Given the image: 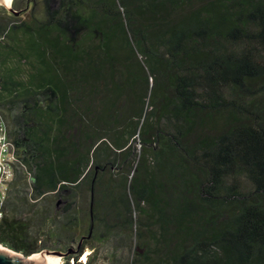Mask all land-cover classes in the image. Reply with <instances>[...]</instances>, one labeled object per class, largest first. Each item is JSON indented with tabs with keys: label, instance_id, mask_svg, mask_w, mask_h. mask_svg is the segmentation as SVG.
Returning <instances> with one entry per match:
<instances>
[{
	"label": "trees",
	"instance_id": "trees-1",
	"mask_svg": "<svg viewBox=\"0 0 264 264\" xmlns=\"http://www.w3.org/2000/svg\"><path fill=\"white\" fill-rule=\"evenodd\" d=\"M27 4L29 21L0 7V102L20 109L1 244L67 264H264V0ZM14 56L36 60L26 81Z\"/></svg>",
	"mask_w": 264,
	"mask_h": 264
},
{
	"label": "rangeland",
	"instance_id": "rangeland-1",
	"mask_svg": "<svg viewBox=\"0 0 264 264\" xmlns=\"http://www.w3.org/2000/svg\"><path fill=\"white\" fill-rule=\"evenodd\" d=\"M13 2H14V0H12V8L14 9ZM42 5H43L42 3H39L38 4L39 7L37 8V14L40 17H41L40 10L42 9ZM2 7L6 8L5 6H2ZM31 8H32V4L29 6L28 9L31 11L32 10ZM29 10H28V12H25L21 16H19L18 19H20L22 21H29V19H30V16L28 14ZM5 41L6 42L9 41V39L6 38ZM17 62H19V57H16V56L12 57L11 61H10V67L15 68V69L19 68L20 69L19 72L21 73L19 76L20 77L19 79L26 81L27 76L31 73V70L33 68L30 63L34 64V62H35V64H36V60L34 59V57H29L28 60H22L19 63H17ZM4 71H6V70H4ZM0 74H2V70H0ZM19 112H20V109L18 108V106L12 105V107H10L4 101L0 102V133H1V138L3 139L0 142V165L2 167V171L0 173V194H1L0 202L5 200L6 195H7V191H8L7 182L12 178V167H13L12 163L15 162V158H14V150L11 146V139L9 137V134L10 133L12 134L13 131L15 130V124L17 125L16 120H17V117L19 115ZM138 147H139V145H138ZM60 201L61 202H60L59 206L61 207V206H63V201L62 200H60ZM56 203H57V201H56ZM83 206H84L85 213L89 214V201L88 200L84 201ZM0 217H1V215H0ZM88 217H89V215H88ZM88 222H89V218L87 219V217H86L85 221L83 223V224H85L83 229H81V228L75 229L74 235L76 237V240L73 243H71L72 240H69L67 243L68 246L65 247L64 245H62V248H60V249L66 250L67 248L71 247V245L76 248L77 242L79 241V239L83 235H86V227H87ZM70 243H71V245H70ZM0 247L7 249V250H10V249L2 246L1 244H0ZM10 251H12V250H10ZM12 252L15 253L14 251H12ZM91 252L92 251L90 250V248H87L85 250L84 254L80 257L79 261L85 263L88 255ZM19 254L23 255L21 253H19ZM38 254H41V252ZM38 254H34V255L30 256V257H28V259L32 258ZM73 263L74 262L71 260V264H73ZM59 264H67L64 257H61Z\"/></svg>",
	"mask_w": 264,
	"mask_h": 264
},
{
	"label": "water",
	"instance_id": "water-1",
	"mask_svg": "<svg viewBox=\"0 0 264 264\" xmlns=\"http://www.w3.org/2000/svg\"><path fill=\"white\" fill-rule=\"evenodd\" d=\"M10 1L11 0H0V6H5L6 9L18 15L20 12L12 8V3L9 5ZM65 255L66 254L61 252L44 250L41 254L27 259L28 257L20 255L17 252L13 253L0 247V264H59L61 257H64Z\"/></svg>",
	"mask_w": 264,
	"mask_h": 264
},
{
	"label": "flooded vegetation",
	"instance_id": "flooded-vegetation-1",
	"mask_svg": "<svg viewBox=\"0 0 264 264\" xmlns=\"http://www.w3.org/2000/svg\"><path fill=\"white\" fill-rule=\"evenodd\" d=\"M27 8H29V4H27L26 9L18 10V11L20 12L18 15H16V14H14V15H16L17 17L20 16V15L23 13V11L27 10ZM16 11H17V10H16ZM30 64H31V66L33 67V64H32V63H30Z\"/></svg>",
	"mask_w": 264,
	"mask_h": 264
},
{
	"label": "built area",
	"instance_id": "built-area-1",
	"mask_svg": "<svg viewBox=\"0 0 264 264\" xmlns=\"http://www.w3.org/2000/svg\"><path fill=\"white\" fill-rule=\"evenodd\" d=\"M3 139L1 138V133H0V142L2 141ZM1 171H2V167H1V165H0V173H1ZM0 197H1V194H0Z\"/></svg>",
	"mask_w": 264,
	"mask_h": 264
},
{
	"label": "bare ground",
	"instance_id": "bare-ground-1",
	"mask_svg": "<svg viewBox=\"0 0 264 264\" xmlns=\"http://www.w3.org/2000/svg\"><path fill=\"white\" fill-rule=\"evenodd\" d=\"M12 3V0L10 1L9 5ZM10 251V250H9ZM12 252V251H11ZM16 253V252H15ZM28 259V258H27Z\"/></svg>",
	"mask_w": 264,
	"mask_h": 264
}]
</instances>
